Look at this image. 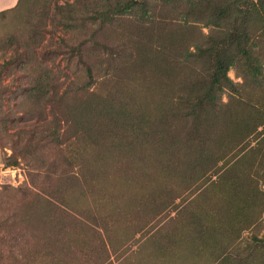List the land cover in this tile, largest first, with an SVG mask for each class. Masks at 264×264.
Segmentation results:
<instances>
[{
    "label": "rangeland",
    "instance_id": "1",
    "mask_svg": "<svg viewBox=\"0 0 264 264\" xmlns=\"http://www.w3.org/2000/svg\"><path fill=\"white\" fill-rule=\"evenodd\" d=\"M0 264H264V0L0 12Z\"/></svg>",
    "mask_w": 264,
    "mask_h": 264
},
{
    "label": "trees",
    "instance_id": "2",
    "mask_svg": "<svg viewBox=\"0 0 264 264\" xmlns=\"http://www.w3.org/2000/svg\"><path fill=\"white\" fill-rule=\"evenodd\" d=\"M19 3H20V0L17 1L16 5H18ZM127 5H130V4H127ZM6 10H9V9L1 10L0 12L6 11ZM245 37H246L245 34L241 33L237 28H234L235 41L240 42L242 38H245ZM77 50H78L77 48L72 46L69 48V50H67V52L70 54H75ZM226 64H227V58H226V55L224 54V51L221 48L216 49L214 51V57H213V65H214L213 71L210 76V82L212 86L218 87V86H221L229 82V79L226 76V70H227ZM87 72L89 74L90 72L89 69L87 70Z\"/></svg>",
    "mask_w": 264,
    "mask_h": 264
},
{
    "label": "crops",
    "instance_id": "3",
    "mask_svg": "<svg viewBox=\"0 0 264 264\" xmlns=\"http://www.w3.org/2000/svg\"><path fill=\"white\" fill-rule=\"evenodd\" d=\"M17 1L18 0H0V11L14 7Z\"/></svg>",
    "mask_w": 264,
    "mask_h": 264
}]
</instances>
